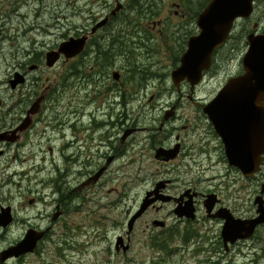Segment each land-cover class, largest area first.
Returning a JSON list of instances; mask_svg holds the SVG:
<instances>
[{
  "label": "flooded vegetation",
  "instance_id": "obj_1",
  "mask_svg": "<svg viewBox=\"0 0 264 264\" xmlns=\"http://www.w3.org/2000/svg\"><path fill=\"white\" fill-rule=\"evenodd\" d=\"M215 1L63 0L45 21L44 10L32 21L30 0H0V196L9 199L27 182L21 208L37 211L20 217L0 201V264H25L37 254L2 261L32 231L44 232L39 246L62 237L63 220L100 195L103 202L108 183H122L114 191L126 204L147 164L156 166L151 184L127 208L110 256L139 264H264V224L247 238L224 234L227 223L259 217L264 183L259 192L245 189L263 182L264 154L259 171L245 176L206 112L246 76L251 41L264 37V0L233 22L198 82L175 78ZM155 34L169 44L158 46ZM72 39L84 40L83 51L49 66L47 55ZM246 196L254 197V215L243 209Z\"/></svg>",
  "mask_w": 264,
  "mask_h": 264
},
{
  "label": "water",
  "instance_id": "obj_2",
  "mask_svg": "<svg viewBox=\"0 0 264 264\" xmlns=\"http://www.w3.org/2000/svg\"><path fill=\"white\" fill-rule=\"evenodd\" d=\"M253 0H217L208 9L202 20L203 33L191 43V50L183 60V66L175 73V78L191 76L198 82L203 65L209 63L213 52L227 40L233 22L244 15ZM84 49V40H70L64 43L59 52L49 53L47 63L53 66L64 55L74 58ZM198 61L200 66L195 65ZM246 76L233 80L224 89L220 97L210 105L206 112L226 143V151L231 164L240 169L245 176L257 173L260 169L261 155L264 154V37L251 41L250 52L245 58ZM235 94H248L251 100L233 99ZM264 193V188H263ZM259 217L248 225L227 223L225 236L237 238L251 236L255 228L264 224V201L256 200ZM139 213L137 216H139ZM2 221L9 222L8 214ZM135 222V218L131 220ZM246 232L247 235H241ZM44 233L30 232L27 238L16 248L6 252L2 261L11 256L33 253L42 240Z\"/></svg>",
  "mask_w": 264,
  "mask_h": 264
},
{
  "label": "rangeland",
  "instance_id": "obj_3",
  "mask_svg": "<svg viewBox=\"0 0 264 264\" xmlns=\"http://www.w3.org/2000/svg\"><path fill=\"white\" fill-rule=\"evenodd\" d=\"M63 0H30L31 7V19L33 21L36 14L40 11H46L42 15L45 21L49 14L57 5V3H63ZM64 8V6H62ZM71 22H77L78 17H70ZM156 36H159L155 34ZM162 43V36H159L158 46H167ZM166 51V50H165ZM192 169V180L196 178V171L198 169L195 166ZM156 170V166L153 164H147L143 166L144 182L138 186L133 192V198L128 200L126 204L120 203L119 192L114 191L117 188L119 191L123 189L121 182L108 183L103 189L105 195L104 201L101 202L97 198L96 203L86 204V208L79 212H71L69 216L63 220L62 237L53 238L50 241L42 243L36 255H33L30 259L25 261V264H139V262H122L118 261L113 256L118 245V236L122 234L125 218L129 216L126 210L129 206L133 205L138 200L139 196L136 194L145 192L151 184V179ZM259 181L247 183V189H251V192H259L260 185L264 183V170L259 176ZM196 184V185H195ZM241 184H245L241 182ZM200 189L199 184L193 183L192 186ZM28 183L24 182L23 187H16L13 190V196L8 198L0 196V201L4 205H12L15 207L17 214L21 217H31L37 213L36 210L21 208L23 200L20 197V193L27 189ZM41 185L38 189H41ZM254 198V197H253ZM253 198L250 199L246 196L245 200L249 202L247 205H243V209L247 211L246 214L254 215L255 209H252ZM6 200V201H5ZM251 201V203H250ZM254 208V207H253ZM24 228L23 226L16 225L15 228ZM261 238H264V229L260 234ZM258 246V245H257ZM240 264H242L240 262Z\"/></svg>",
  "mask_w": 264,
  "mask_h": 264
},
{
  "label": "bare ground",
  "instance_id": "obj_4",
  "mask_svg": "<svg viewBox=\"0 0 264 264\" xmlns=\"http://www.w3.org/2000/svg\"><path fill=\"white\" fill-rule=\"evenodd\" d=\"M13 19V18H12ZM129 39V38H128ZM134 39H135V37H134ZM129 41H131V40H129ZM134 41V40H133ZM136 42V41H135ZM135 42H133L134 44H135ZM132 43V42H131ZM129 45V44H128ZM133 45V44H132ZM136 45V44H135ZM138 46V45H137ZM127 47V46H126ZM130 47H131V45H130ZM132 47H134V45L132 46ZM140 47V46H139ZM129 47H127V49H128ZM129 49H131V48H129ZM136 50H138V49H136Z\"/></svg>",
  "mask_w": 264,
  "mask_h": 264
}]
</instances>
